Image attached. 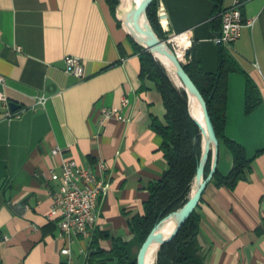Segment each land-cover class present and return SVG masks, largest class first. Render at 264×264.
<instances>
[{"label":"crops","instance_id":"obj_1","mask_svg":"<svg viewBox=\"0 0 264 264\" xmlns=\"http://www.w3.org/2000/svg\"><path fill=\"white\" fill-rule=\"evenodd\" d=\"M158 1L163 30L186 31L202 71L216 72L220 26L213 1ZM241 1L243 19L254 21L229 49L243 72L227 75L224 132L250 162L233 187L213 177L202 193L195 208L202 264H264V0ZM66 55L83 59V78L64 71ZM0 73L9 108L14 102L21 111L7 119L0 101V264H117L110 256L114 240L136 239L129 222L143 213L148 186L167 167L152 126L153 118L165 119L162 97L152 80L140 78L138 52L117 8L112 12L106 0H0ZM246 74L261 97L249 114ZM124 96L125 120H103L100 109L120 106ZM55 147L60 151L52 154ZM69 158L83 165L103 159L108 187L93 234L68 244L49 216L50 191L59 185L49 175ZM231 166L220 141L218 173ZM67 245L69 254H62Z\"/></svg>","mask_w":264,"mask_h":264},{"label":"trees","instance_id":"obj_2","mask_svg":"<svg viewBox=\"0 0 264 264\" xmlns=\"http://www.w3.org/2000/svg\"><path fill=\"white\" fill-rule=\"evenodd\" d=\"M112 12H115L119 0H106ZM214 3V22L219 23L218 13L223 0H212ZM158 0H150L146 6L148 18L154 31L165 39L168 32L162 30L157 18ZM169 34V33H168ZM131 41L138 52L140 60V78L147 77L153 81L160 92L165 107L163 122L153 118L152 126L162 137L161 149L167 162L161 176L148 186V197L144 202L143 213L134 215L130 228L136 235L139 247L152 227L162 218L181 207L188 199L191 183L201 156V131L190 116L187 107L185 89H177L170 80L163 66L142 46L132 38ZM193 47V46H192ZM192 47L185 51L187 62L184 69L194 81L206 101L208 113L219 142H223L232 154V166L225 175L219 174L217 167L214 178L218 185L233 187L243 178L250 160L244 148L226 137L224 132L226 121L227 75L229 72H243L229 50L220 45L218 51V68L214 73L202 71L199 60L192 52ZM190 56V57H189ZM261 100L259 91L246 74L244 111L249 114ZM210 160L205 167V175L209 172ZM198 215L195 211L182 224L176 235L168 242L160 245L157 251L156 264H202L200 247L197 242ZM116 257L117 264H136V256L132 258L130 242L115 239L110 252Z\"/></svg>","mask_w":264,"mask_h":264},{"label":"built area","instance_id":"obj_3","mask_svg":"<svg viewBox=\"0 0 264 264\" xmlns=\"http://www.w3.org/2000/svg\"><path fill=\"white\" fill-rule=\"evenodd\" d=\"M241 0H233L231 5L224 7L218 13L220 17V29L215 40L228 50L240 36L242 27L251 26L254 19H243L241 13ZM157 13L159 22L163 26L162 5L158 1ZM171 36L186 35V31L169 34ZM169 43V42H168ZM188 47L186 48V50ZM185 50V51H186ZM64 71L76 77L83 78L84 61L76 55H66L64 58ZM187 61L185 60L184 63ZM5 76L0 73V84L5 83ZM0 101L5 105L4 116L7 119L18 117L20 110H11L8 106L7 97L0 91ZM126 96L121 98L120 106L102 107L100 113L102 119L115 116L117 119L125 120L121 109L128 105ZM44 97L39 96L36 103L42 104ZM60 149L55 147L52 154L59 153ZM49 178L58 181L59 185L50 191L51 205L49 216L56 217L61 235L66 238L67 243L76 236L90 237L95 229L98 213L97 202L101 195L107 191L106 162L98 159L94 165H83L73 158L61 162L58 170L50 171ZM260 209L264 214V195L260 200ZM62 254H69V246L60 249Z\"/></svg>","mask_w":264,"mask_h":264},{"label":"water","instance_id":"obj_4","mask_svg":"<svg viewBox=\"0 0 264 264\" xmlns=\"http://www.w3.org/2000/svg\"><path fill=\"white\" fill-rule=\"evenodd\" d=\"M149 1L150 0H140L139 2H133L132 4L135 6V9L130 15L135 14V13L139 14L142 16V19L146 21V6ZM119 19L121 21V25L126 30L128 36L132 38L137 44L142 46L144 50H148L154 56L152 49L154 47H159L164 53H166L172 58L176 66V73L178 77L180 78V80L182 81L185 87V91L187 93L188 112L190 116L194 119V121L196 122V124L198 125L202 133L205 134L201 156H200V159H199V162L196 168L195 176H194V179L197 180V186L193 190L192 194L188 197L186 202L181 207H179L177 210L173 211L172 213L162 218L159 222H157L152 227L151 231L146 236V238L143 240V242L141 243L138 249V252H137V256H136V264H146L145 256L151 244L154 241H157L158 247H160V245H162L163 243L170 241L176 235L179 228L189 218L193 210L198 205L199 200L202 196V193L204 192L206 186L211 182V180L214 177V173H215L216 166H217L219 140L216 136L214 127L212 125V121L208 113L207 104H206L205 99L203 98L199 89L195 85L194 81L185 71L184 69L185 63L178 59L175 51L167 47L166 40L158 38L157 36H156V39H152L148 36L142 37L136 31L134 27L129 25V29L126 28L122 18L119 17ZM190 94L195 96L199 103V107H200V111L202 115V121L204 122L205 126L202 125V122L199 119L193 117L192 114L190 113L189 97H188ZM9 105L12 110H15L19 107V105L14 102H10ZM209 160H210L209 172L205 175V167ZM171 214H174L176 224L174 228L168 234H165L164 232L161 231L160 225Z\"/></svg>","mask_w":264,"mask_h":264},{"label":"bare ground","instance_id":"obj_5","mask_svg":"<svg viewBox=\"0 0 264 264\" xmlns=\"http://www.w3.org/2000/svg\"><path fill=\"white\" fill-rule=\"evenodd\" d=\"M139 1L140 0H120L118 7H117L118 16L120 18H122V20L124 21L126 28L129 29V25H130V26L134 27L136 29V31L142 37L148 36L152 39H156V36H154L150 32V30L147 28V26L143 23L139 14L135 13V14L130 15L135 9V6L132 3L133 2H139ZM168 42L174 43L175 47H174L173 51H175L178 59L183 62L185 50H186L187 46L190 44V41L187 38V36L186 35L171 36L170 39L168 41H166L167 47L169 48ZM152 52H153L154 56L160 60L161 64L166 68V70L171 74V76H172L171 79L174 81V83H176L177 85H181V87H183L185 89L182 81L180 80V78L178 77V75L176 73V66H175V63L172 60V58L169 55H167L166 53H164L161 50V48H159V47H154L152 49ZM188 97H189L190 113L192 114L193 117L199 119L202 122V125L205 126L204 122L202 121V115H201L199 103H198L196 97L191 95V94ZM204 138H205V134L202 133V131H201V151H202ZM192 182H193V186L191 188L190 195L192 194L193 190L197 186V180L196 179H193ZM175 224H176L175 216H174V214H171L161 223L160 229L165 234H168L174 228ZM158 249H159L158 242L154 241L151 244V246L149 247V249L147 250V253L145 256V263L146 264H152V262L156 258V254H157Z\"/></svg>","mask_w":264,"mask_h":264},{"label":"rangeland","instance_id":"obj_6","mask_svg":"<svg viewBox=\"0 0 264 264\" xmlns=\"http://www.w3.org/2000/svg\"><path fill=\"white\" fill-rule=\"evenodd\" d=\"M117 7H118V5H117ZM116 7V8H117ZM157 8H158V5H157ZM157 8H156V18H157V20H158V22H159V17H158V13H157ZM140 17H141V19H142V16L140 15ZM142 21H143V23L147 26V28L150 30V32L154 35V36H157L158 38H160V36H158L157 35V33L154 31V29L152 28V26H151V23H150V20H149V18H148V14H147V9H146V21H144V19H142ZM148 23V24H147ZM159 24H160V22H159ZM150 26V28H149V26ZM160 26H161V28H162V30H163V27H162V25L160 24ZM164 31V30H163ZM165 32H167V31H165ZM167 36L165 37V40H167L168 38H169V34L167 33L166 34ZM168 46H169V48L170 49H172V50H174V47H175V45H174V43L173 42H170V43H168ZM160 64H161V62H160V60L158 59V58H156L155 56H153ZM185 60L187 61V57H186V55H184V58H183V62H185ZM162 65V64H161ZM163 66V65H162ZM163 68H164V70L166 71V73H167V75L169 76V78H170V80L173 82V84L177 87V89H179V90H181V89H183L182 87H181V85H177L176 83H174V81L171 79L172 78V76H171V74L166 70V68L163 66ZM187 94V93H186ZM192 186H193V182L191 183V186H190V191H191V188H192ZM189 191V195H190V192ZM189 197V196H188ZM138 249H139V242L137 241V239H134L131 243H130V253H131V255H132V258H134L135 257V255L137 254V252H138ZM156 260H157V254H156V258H155V260L152 262V264H156Z\"/></svg>","mask_w":264,"mask_h":264}]
</instances>
